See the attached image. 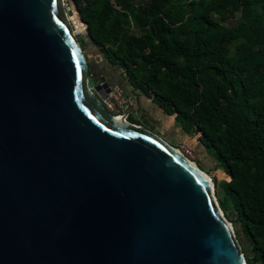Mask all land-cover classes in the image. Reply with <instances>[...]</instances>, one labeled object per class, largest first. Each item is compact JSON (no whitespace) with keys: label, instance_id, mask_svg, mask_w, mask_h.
Wrapping results in <instances>:
<instances>
[{"label":"water","instance_id":"1","mask_svg":"<svg viewBox=\"0 0 264 264\" xmlns=\"http://www.w3.org/2000/svg\"><path fill=\"white\" fill-rule=\"evenodd\" d=\"M72 6L0 0V264H247L215 184L103 107Z\"/></svg>","mask_w":264,"mask_h":264},{"label":"trees","instance_id":"2","mask_svg":"<svg viewBox=\"0 0 264 264\" xmlns=\"http://www.w3.org/2000/svg\"><path fill=\"white\" fill-rule=\"evenodd\" d=\"M69 1L110 79L213 150L220 208L264 264V0Z\"/></svg>","mask_w":264,"mask_h":264},{"label":"rangeland","instance_id":"3","mask_svg":"<svg viewBox=\"0 0 264 264\" xmlns=\"http://www.w3.org/2000/svg\"><path fill=\"white\" fill-rule=\"evenodd\" d=\"M137 5L142 6L143 8L148 7L149 3L146 0H133ZM67 21L69 25L72 27L73 34L78 40L84 42L83 47L80 44L81 50L90 64V74L95 75V78L98 81L109 80L110 76L108 73L112 72L109 64L103 59L100 52L95 49L93 45H90L88 37L81 26V22L79 20V15L76 13V9L72 6L71 14L66 10H64ZM104 73V74H103ZM89 75V78L92 76ZM102 76V77H100ZM126 83V82H125ZM116 87H120V85L115 84ZM122 93H114L113 97H117L118 101L123 105L115 104V112L120 115H124L128 112L130 118H128L131 122L136 123L137 125H142L161 138H163L166 142L174 147H182L185 150H190L191 157L193 161L197 163V165L206 172L214 181L215 179H222L224 176L220 174L217 168V162L213 158V150H205V148L201 145V143L197 140L198 136H190L183 131V123L181 121H176L173 116H169L167 113L162 112L166 115L164 119H168L166 124V120L161 118L162 114H153L154 111H160L158 107H160L157 103L153 102V104L143 105L140 109L134 108L132 112V100L128 98L123 89ZM112 91V90H111ZM120 94V95H118ZM134 104V103H133ZM161 108V107H160ZM117 110V111H116ZM125 112V113H124ZM216 194V190H215ZM217 201L218 197L216 196ZM232 214V213H231ZM225 216V214H224ZM226 217V216H225ZM228 219V218H227ZM230 221V219H228ZM232 222V221H230ZM234 227V231L237 239L239 240L242 250L244 252L245 258L248 253V246L244 243V238L239 229L236 228V223L232 222Z\"/></svg>","mask_w":264,"mask_h":264},{"label":"built area","instance_id":"4","mask_svg":"<svg viewBox=\"0 0 264 264\" xmlns=\"http://www.w3.org/2000/svg\"><path fill=\"white\" fill-rule=\"evenodd\" d=\"M121 89L119 87H116V85H115L114 88L112 89V91L107 95V97L101 100V104L103 105V107L106 110H108L111 114H113V115H115L117 117L122 116V115L117 114L115 112V104H118L120 106L123 105V104L118 101L117 97H113V94L115 92L116 93H122ZM118 95H120V94H118ZM177 148L180 149L188 158L191 157L190 150H185L182 147H177Z\"/></svg>","mask_w":264,"mask_h":264},{"label":"crops","instance_id":"5","mask_svg":"<svg viewBox=\"0 0 264 264\" xmlns=\"http://www.w3.org/2000/svg\"><path fill=\"white\" fill-rule=\"evenodd\" d=\"M111 77H114V75L112 74ZM126 95L128 96L129 99L132 100V106H131V108H132V112H133L134 108H136V109H140L143 105H146V104H153V101H152V100L148 99V98L145 97L144 95H141L140 92H132L130 89H127V93H126ZM133 103H134V104H133ZM158 109H159L160 111H156V110H155L153 114H157V116H159L158 114H162V115H161V118L164 119V117L166 116V115L163 113L164 111L162 112V110H161L160 107H158ZM124 113H125V112H124ZM128 113H130V112H128ZM168 119H169V118H168ZM168 119H164V120H166V124H167V122H168Z\"/></svg>","mask_w":264,"mask_h":264},{"label":"bare ground","instance_id":"6","mask_svg":"<svg viewBox=\"0 0 264 264\" xmlns=\"http://www.w3.org/2000/svg\"><path fill=\"white\" fill-rule=\"evenodd\" d=\"M119 119L125 120V118L123 116H119ZM174 148H176V147H174ZM175 150L178 151L188 162H190L193 165H195L204 175H206L212 181V188H213V191H214V181H213V179L206 172H204L202 169H200L199 166L197 165V163L195 161H193L192 159L188 158L180 149L176 148Z\"/></svg>","mask_w":264,"mask_h":264},{"label":"flooded vegetation","instance_id":"7","mask_svg":"<svg viewBox=\"0 0 264 264\" xmlns=\"http://www.w3.org/2000/svg\"><path fill=\"white\" fill-rule=\"evenodd\" d=\"M100 77H102V76H100Z\"/></svg>","mask_w":264,"mask_h":264}]
</instances>
